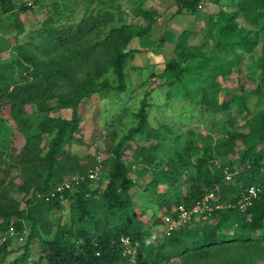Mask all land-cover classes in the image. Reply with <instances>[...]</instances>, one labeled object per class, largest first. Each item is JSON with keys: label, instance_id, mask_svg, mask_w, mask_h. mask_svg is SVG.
Wrapping results in <instances>:
<instances>
[{"label": "trees", "instance_id": "1", "mask_svg": "<svg viewBox=\"0 0 264 264\" xmlns=\"http://www.w3.org/2000/svg\"><path fill=\"white\" fill-rule=\"evenodd\" d=\"M7 1L0 0L4 14L13 10ZM202 1L176 0L177 12H198ZM224 1H218V10L209 16L212 29L207 35L213 38L209 37L212 44L215 40L212 48L205 50L202 45L189 43L191 32L186 31L176 40V55L161 62L164 65L160 73L168 98L180 95L214 115L226 113L217 134L191 139L170 124L155 127L148 115L151 102L144 98L134 114L137 125L122 140L110 144L108 156L102 160L101 176L109 178L104 188L86 180L63 196L47 198L66 175L86 176L99 163L98 157L89 155L95 162L85 168L81 156L72 151L76 131L81 129L79 109L95 94L101 99V95L107 96L112 90L126 92V63L131 54L139 51L128 49L138 33L136 25L122 22L107 33V26L119 16L113 11L97 13L92 9L77 23L65 25L54 21L58 28L46 29L42 47L51 60L43 61L23 46L16 47L10 61L2 58L5 61L0 66V239L12 227L21 233L27 229L23 253L9 264H129L121 243L125 235L140 243L135 264H162L169 260H178V264H245L239 251L264 242V107L253 110L241 91L227 90L225 97H220L224 86L220 77L226 79L234 67L241 70L245 54L254 56L260 45L263 51L256 66L250 68L253 73L256 68L262 70L261 85L255 89L262 92L264 0H228L232 9L222 6ZM29 8L31 5L23 6L24 10ZM135 14L144 17L149 25L158 17L155 10L142 5L135 9ZM240 17L248 26L240 24ZM166 36L171 42L176 39L175 34L167 31L163 41ZM214 47L219 50L215 48V52ZM103 60L112 68L117 83L101 79L109 69ZM86 63L91 68L82 73ZM13 69L22 78L32 70V81L20 84L26 80L21 79L10 89L13 83L8 79ZM54 76L73 79L74 89L56 96V106L73 109L72 118L52 115L51 107L37 95L41 81ZM4 107L9 108L13 125L3 115ZM46 137L49 141L44 143ZM168 138L173 140V154L158 160L159 152L166 151ZM139 139L148 143H140ZM129 157L131 164L142 169V175L150 176L139 203L133 194L136 182L127 164ZM254 184L261 191L243 211L238 204ZM210 190L216 191L222 208L202 216L205 223L193 219L157 239L155 225L164 230L165 218L175 216L180 204L193 207ZM12 191L20 198L11 196ZM152 209L154 217L159 212L165 215L153 222L154 227L146 219ZM13 240L8 237L1 242L0 264L16 252ZM37 241L39 257L29 261L28 255Z\"/></svg>", "mask_w": 264, "mask_h": 264}, {"label": "rangeland", "instance_id": "2", "mask_svg": "<svg viewBox=\"0 0 264 264\" xmlns=\"http://www.w3.org/2000/svg\"><path fill=\"white\" fill-rule=\"evenodd\" d=\"M220 0H203L202 6L198 12H191L183 10L177 11L176 0H9L6 2L8 7H13L12 11L4 14L2 4L0 2V57L7 61H10L11 54L16 53L18 49L16 47L23 46L25 50H33L37 57H40L43 61L51 60L49 55L45 53L44 48L45 40L43 39V33L46 29H57L58 25H54V21L65 23L70 25L79 22L84 15L89 13L90 10L96 9V12L113 11L119 18L110 23L107 26L106 32L113 27L118 26L122 22L133 23L137 27V34L131 40L128 49H139L135 51L127 60L126 70L128 72V84L129 87L126 92H119L118 90H112L107 96L95 94L92 97L86 99L80 106V128L76 131L75 138L77 139L72 146V151L81 156L85 168L89 167V164L93 165L95 159L91 160L88 156L102 157L103 159L108 156L110 144H115L122 140L127 135L132 127H135L138 120L134 114L138 111L140 103L144 98L151 102L148 108V115L150 123L159 127L163 124H170L176 130L185 133L186 136L191 139H197L200 135L212 133L217 134L218 127L222 123V119L226 117V113L217 112L215 115L201 109L197 104L191 102L188 98L177 95L175 98H168L167 86L164 85L160 78L162 67L169 58L176 55L175 44L178 36L187 30H193L194 33L189 37V42L192 44H199L204 46L205 50L212 48V37L209 35V30L212 29L209 24V13L217 11L219 6H216ZM224 1V0H221ZM229 2L225 0L222 6L227 5ZM31 5V8L24 10L23 6ZM147 9H153L156 11L158 23L150 24L142 17L135 14V9L141 6ZM221 6V4H220ZM229 9H232L229 6ZM122 16V19H120ZM206 17V20H205ZM239 22L243 26L248 24L239 18ZM23 30L21 31V27ZM165 30L175 34L177 38L174 42L169 41V37L166 36V40H162V35ZM208 34V35H207ZM103 38L104 36H100ZM211 37V38H209ZM97 39L93 40L88 46L94 44ZM42 47V48H39ZM166 46V47H165ZM219 50L217 47L214 49ZM215 49V52L217 50ZM263 51L262 45L258 46V49L253 52L254 56L249 53L245 54L241 63V70L234 67L228 74L227 78L220 77L223 83V90L220 93L221 99L225 97L228 91H241L246 95L248 103L253 110L264 107V85L260 86V92L256 91L257 87L261 85V72L259 68L254 69V73L250 65L256 66V62L259 60L260 54ZM160 54L156 64H152L154 61L149 59L151 53ZM160 52H163L160 53ZM222 53V52H221ZM223 55V53H222ZM104 59V57H102ZM2 59L1 64L5 61ZM28 63V62H27ZM103 60L105 67L109 68V64ZM159 63V64H158ZM152 64V66H151ZM31 69L33 65L29 63ZM155 65V66H154ZM91 68V64H84L82 66V73ZM32 70L24 74L25 77L16 72L10 73L8 82L13 83L10 89H13L14 84L21 80L26 79L20 84L29 83L32 81L30 76ZM107 79L111 82L117 83V77L114 74L112 68H109L101 79ZM73 79L68 77H47L41 81V84L37 90V95L42 101L47 103V106L51 107V114L55 116H62L65 118L73 117L72 108L58 107L56 102V96L66 90H73ZM241 86L244 89H241ZM228 90V91H227ZM6 99L8 96L5 95ZM36 108V105L34 104ZM33 107V108H34ZM3 115L6 120L13 125V120L10 117L9 108H3ZM247 131V130H245ZM12 133V132H11ZM79 140V141H78ZM49 138L46 137L44 143H47ZM140 143L146 144L144 139H139ZM166 151H161L158 154V160H166L173 154V140L168 138L165 144ZM242 147V145H241ZM100 155V156H99ZM131 177L136 182L133 189L136 202L139 203L143 200V189L145 182L150 179L147 174H141L142 169H137L129 161ZM87 159V160H86ZM231 159H236L232 157ZM89 163V164H88ZM108 163L105 162L106 170L108 169ZM131 164V165H130ZM14 171L16 170L13 168ZM76 175H80L77 173ZM72 174L66 175L64 178H71ZM102 182L101 188L109 182V178H100ZM11 196L19 197L14 191L10 192ZM2 197V195H1ZM220 199V198H219ZM3 200V199H2ZM68 206V202L65 201ZM152 209L147 215L146 219L149 224L160 217L165 215L162 212L158 213L157 217L153 216ZM202 218V217H200ZM198 218V223H205V219ZM2 218H0V222ZM155 224H153L154 227ZM162 227V226H161ZM160 226L155 225V235L160 240L165 231ZM1 236V235H0ZM3 237V236H2ZM0 239V244L2 242ZM24 240L14 238L13 248L16 250L11 254L7 261L3 264H9L10 260L23 253ZM240 256L246 259L245 264H264V242L260 245L244 248L239 251ZM40 248L39 242H35L31 248L29 261L36 260L39 257ZM236 256V253H234ZM162 264H178V260H169Z\"/></svg>", "mask_w": 264, "mask_h": 264}, {"label": "built area", "instance_id": "3", "mask_svg": "<svg viewBox=\"0 0 264 264\" xmlns=\"http://www.w3.org/2000/svg\"><path fill=\"white\" fill-rule=\"evenodd\" d=\"M264 159V157H263ZM102 157H98V164L91 168L86 176L84 175H74L71 178L65 179L50 192L47 196L54 197L56 195L63 196V193L69 189H73L81 185L84 181H91L92 185L100 188L102 184L99 183L101 178V172L103 170ZM136 167V165H134ZM261 191L258 185H251L247 192L243 194L238 207L245 211V209L253 202ZM220 197L217 195L216 191L210 190L207 192L203 200L197 202L193 207H188L185 204H180L176 209L175 216H167L164 223V234L170 235L172 231L180 226L193 221V219H198L205 216L208 212L212 211L214 208H222L223 203L220 202ZM27 234V229L24 233H21L15 227H12L9 232L2 237V241L7 240L8 237L18 238L24 240ZM121 243L123 246V253L129 260V264H135L137 261V256L139 253L140 243L138 240H133L131 236L125 235L121 238Z\"/></svg>", "mask_w": 264, "mask_h": 264}, {"label": "crops", "instance_id": "4", "mask_svg": "<svg viewBox=\"0 0 264 264\" xmlns=\"http://www.w3.org/2000/svg\"><path fill=\"white\" fill-rule=\"evenodd\" d=\"M216 6H218L217 4H216ZM218 10V9H217ZM177 12V11H176ZM215 12V11H214ZM179 13V12H178ZM212 13V12H211ZM209 15H210V13H209ZM159 20H160V18L155 22V24L156 23H158L159 22ZM205 20H206V17H205ZM155 24H153V25H155ZM188 32H191V34H190V36H192V34L194 33V31L193 30H187ZM167 32V30H165V32L163 33V35H162V37L165 35V33ZM189 36V37H190ZM176 38H177V36H176ZM162 39V38H161ZM188 41H189V38H188ZM189 43H191V42H189ZM166 47V46H165ZM151 53V52H150ZM160 53H162L163 54V52H160ZM159 55L160 54H156V53H151V55H150V57H149V59L151 60H153L154 62L152 63V64H156V62H157V60H159L158 59V57H159ZM160 56H162V55H160ZM163 57V56H162ZM152 64H151V66H152ZM159 64V63H158ZM160 64H162V63H160ZM155 66V65H154Z\"/></svg>", "mask_w": 264, "mask_h": 264}]
</instances>
